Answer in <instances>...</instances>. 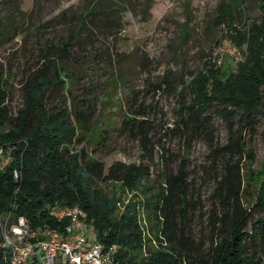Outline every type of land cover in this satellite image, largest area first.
Segmentation results:
<instances>
[{
	"label": "trees",
	"instance_id": "1",
	"mask_svg": "<svg viewBox=\"0 0 264 264\" xmlns=\"http://www.w3.org/2000/svg\"><path fill=\"white\" fill-rule=\"evenodd\" d=\"M249 3L259 9L257 20L245 17ZM150 5L147 0L143 11ZM124 8L120 0H93L81 9H65L50 19H37V59L20 83L22 103L15 115L7 104L9 83L0 70V145L11 157L10 164L0 169V224L9 215L11 220L25 218L38 233L45 227L61 231L65 222L50 217L49 210L78 207L86 214L88 240L106 247L115 244L117 264H264V181L254 204L249 203L244 194L249 170L243 164L245 131L255 129L256 116L264 118V0H219L211 25L222 32L229 47L245 49L244 59L233 63L221 55L206 60L176 92L180 106L173 127L165 128L164 134L179 139L183 149L195 138L204 137L220 173L212 179L211 203L201 215L206 225L197 237L191 227L195 217L190 209L195 205L186 159L182 154L177 167L160 163L162 184L145 203L156 229L154 248L137 225L136 201L121 203L98 190V185L116 184L133 193L149 180L154 146L147 109L131 97L118 127L120 134L138 144L137 163L117 161L105 168L89 159L84 150L70 153L62 147L82 142L81 137L91 132L96 118L92 93L73 94L72 84L78 78L77 70L86 63H105L108 74L116 73L110 44L117 47L115 38L122 31ZM3 39L0 27V44ZM220 59L223 63L216 67ZM147 60L141 59L139 66L145 67ZM119 70L115 83L124 82L125 75ZM166 85L170 88L169 81ZM54 88L66 90L68 107L47 108V92ZM213 116L227 122L225 144L215 141ZM14 170L18 179L13 177ZM120 203L123 211L116 215ZM143 248L146 255L141 253ZM5 258L0 246V264H8ZM26 264H37V260Z\"/></svg>",
	"mask_w": 264,
	"mask_h": 264
},
{
	"label": "rangeland",
	"instance_id": "2",
	"mask_svg": "<svg viewBox=\"0 0 264 264\" xmlns=\"http://www.w3.org/2000/svg\"><path fill=\"white\" fill-rule=\"evenodd\" d=\"M88 1L93 0H0V27L4 31V39L0 44V70L4 72L10 86L7 104L12 115L21 107L20 83L25 77L26 69L32 67L37 59L34 43V25L37 19H50L65 9H81ZM150 1L148 10L143 11L147 0H120L126 9L121 15L122 31L115 38L117 47L110 44L113 54L111 61H114L116 73L109 71L112 74H108L105 63H86L77 70L78 78L72 84V92L78 95L89 91L92 93L91 105L96 118L91 132L81 137L82 142L74 141L62 147L70 153L84 150L89 159L103 163L105 168L117 161L137 163L138 144L120 134L118 127L131 97L137 101V105H143L147 109L146 120L152 123L150 141L154 146V162L149 180L143 181L142 186L133 193L124 191L116 184L107 187L98 185V190L108 198H119L121 203L136 201L137 225L143 239H148L147 243L154 248L156 241L153 235L156 229L146 204L154 198L162 184L160 163L163 166L169 164L177 167L181 155H184L189 174V191L195 205L193 211L190 209L195 217L191 227L197 237L206 225L205 219L201 220V215H205L211 203L209 197L212 179L220 173L204 137L195 138L183 149L179 139L169 132L164 134L165 128L173 127L178 113L180 98L176 92L183 84L189 83L191 73L200 69L204 61H212L222 54L227 56V51L235 48L240 57L231 61L241 62L245 49L229 47L222 32L212 27L211 19L219 0ZM244 14L249 20L260 17L259 9L254 3L246 6ZM216 41L220 44H215ZM146 57L147 65L141 68L139 62ZM227 58L230 59L228 56ZM222 60L216 62V67L223 63ZM119 69L125 75L123 83H115ZM166 81H169L170 88ZM159 86L160 90H156ZM65 92L66 90L57 88L47 92V108L53 110L68 107L70 100L66 99ZM184 97L188 101L187 91ZM211 122L215 141L225 144L226 120L213 116ZM255 122L253 131H245L247 144L243 157V164L249 170L246 174L249 184L245 187L244 194L252 204L257 197L259 184L264 181V118L256 116ZM101 138L105 140L98 144ZM157 145H161L160 148ZM121 203L117 206L116 215L123 211ZM141 253L145 254V248Z\"/></svg>",
	"mask_w": 264,
	"mask_h": 264
},
{
	"label": "built area",
	"instance_id": "3",
	"mask_svg": "<svg viewBox=\"0 0 264 264\" xmlns=\"http://www.w3.org/2000/svg\"><path fill=\"white\" fill-rule=\"evenodd\" d=\"M226 55V54H222ZM227 56L237 60L240 55L235 48ZM11 157L0 147V169L9 165ZM18 179L17 170L13 171ZM49 215L65 222L61 231L44 228L41 232L32 230L29 221L23 217L11 220L3 218L0 224V246L5 249L8 264H26L35 258L37 264H117V246L106 247L95 240H88L85 223L86 214L78 207L53 208Z\"/></svg>",
	"mask_w": 264,
	"mask_h": 264
}]
</instances>
